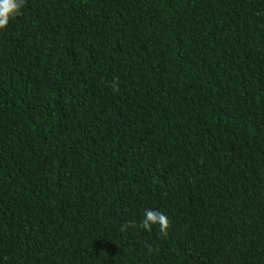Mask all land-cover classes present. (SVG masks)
<instances>
[{"label":"trees","instance_id":"obj_1","mask_svg":"<svg viewBox=\"0 0 264 264\" xmlns=\"http://www.w3.org/2000/svg\"><path fill=\"white\" fill-rule=\"evenodd\" d=\"M0 264H264V0H25Z\"/></svg>","mask_w":264,"mask_h":264},{"label":"clouds","instance_id":"obj_2","mask_svg":"<svg viewBox=\"0 0 264 264\" xmlns=\"http://www.w3.org/2000/svg\"><path fill=\"white\" fill-rule=\"evenodd\" d=\"M25 0H0V29H5L10 19L20 14L24 7ZM153 225H159V230L162 234L167 235V230L170 227L168 217L154 209H145L144 218L139 224L142 229L150 230ZM134 226L132 224H125L122 226V231L126 227Z\"/></svg>","mask_w":264,"mask_h":264}]
</instances>
